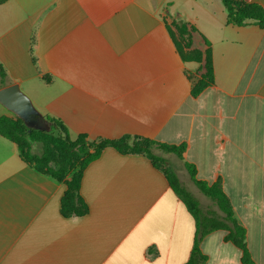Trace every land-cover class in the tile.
I'll list each match as a JSON object with an SVG mask.
<instances>
[{
    "label": "crops",
    "instance_id": "obj_1",
    "mask_svg": "<svg viewBox=\"0 0 264 264\" xmlns=\"http://www.w3.org/2000/svg\"><path fill=\"white\" fill-rule=\"evenodd\" d=\"M173 21L197 28L194 48L211 46L214 84L197 97L203 62L182 59ZM0 63L8 85L73 139L186 145L182 159L173 155L180 181L201 207L185 163L198 180L221 181L252 258L264 264L262 28L229 24L221 0H0ZM9 112L0 105V117ZM67 189L0 135V264L187 263L195 220L145 155L105 148L81 180L85 214H63ZM225 236L202 240L206 264H242Z\"/></svg>",
    "mask_w": 264,
    "mask_h": 264
},
{
    "label": "trees",
    "instance_id": "obj_2",
    "mask_svg": "<svg viewBox=\"0 0 264 264\" xmlns=\"http://www.w3.org/2000/svg\"><path fill=\"white\" fill-rule=\"evenodd\" d=\"M227 11V22L242 27L250 24L264 30V7L252 0H221ZM178 52L186 62H203V74L192 88V96L197 97L205 89L214 84V69L210 43L205 52L194 48V35L198 34L196 27L183 22L167 23ZM7 71L0 63V88L8 86ZM45 119L51 127L50 132L30 130L25 123L10 116L0 117V135L18 145L20 157L28 165L39 172L51 176L59 182H64L68 189L63 198L62 212L64 215H82L87 207L79 196L81 180L87 166L98 159L105 148H114L120 152H135L145 155L152 164L163 171L172 190L182 200L196 223V234L193 248L186 264H206L208 257L202 252L201 242L210 233L225 231V241L232 243L242 251V264H256L247 245V231L235 218L229 197L223 190L222 182L212 185L196 178V167L185 163L190 180L198 190L209 198L215 208L204 210L200 202L182 184L173 168L166 160L156 154V150L172 154L182 159L186 145H168L140 137L125 136L119 140L90 141L85 136L76 139L71 137L66 124L51 116ZM40 145L41 150L35 151L34 146ZM58 152L59 161H54ZM72 180H67L71 171Z\"/></svg>",
    "mask_w": 264,
    "mask_h": 264
},
{
    "label": "water",
    "instance_id": "obj_3",
    "mask_svg": "<svg viewBox=\"0 0 264 264\" xmlns=\"http://www.w3.org/2000/svg\"><path fill=\"white\" fill-rule=\"evenodd\" d=\"M0 105L21 119L30 130L51 131L48 121L19 84L0 88Z\"/></svg>",
    "mask_w": 264,
    "mask_h": 264
},
{
    "label": "rangeland",
    "instance_id": "obj_4",
    "mask_svg": "<svg viewBox=\"0 0 264 264\" xmlns=\"http://www.w3.org/2000/svg\"><path fill=\"white\" fill-rule=\"evenodd\" d=\"M195 36V35H194ZM194 44V43H193ZM10 114V117H16V116H14L11 112H9ZM34 149H35V151H39V150H41V146L40 145H35L34 146ZM156 154L159 156V157H162V158H164L165 160H166V164L167 165H169V166H171L172 168H173V170H174V168H178V165H179V163H180V161L175 157V156H173V155H170V154H168V153H164V152H160V151H157L156 150ZM59 158H60V155H59V153L56 151L55 152V154H54V161H59ZM77 171V169L76 170H74V171H71L69 174H68V176L70 177V180H72V177H73V174L75 173ZM174 172H176L175 170H174ZM177 174V173H176ZM183 178V177H182ZM188 180V179H187ZM181 182H183L182 184L187 188V190H188V185L186 184V182L185 181H183V179H182V181ZM188 182H189V180H188ZM198 189V188H197ZM200 197H202V199H203V203H202V207H203V209L204 210H207V209H209V208H215V207H213V204H212V202H211V200L209 199V198H207L205 195H204V197L203 196H201V194H200ZM206 197V198H205Z\"/></svg>",
    "mask_w": 264,
    "mask_h": 264
}]
</instances>
